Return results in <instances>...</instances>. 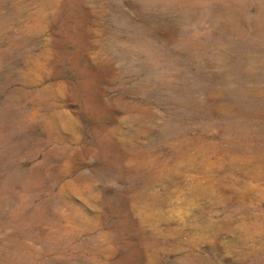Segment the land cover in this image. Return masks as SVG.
Masks as SVG:
<instances>
[{"label":"rangeland","instance_id":"obj_1","mask_svg":"<svg viewBox=\"0 0 264 264\" xmlns=\"http://www.w3.org/2000/svg\"><path fill=\"white\" fill-rule=\"evenodd\" d=\"M261 35L264 0H0V264H264Z\"/></svg>","mask_w":264,"mask_h":264},{"label":"bare ground","instance_id":"obj_2","mask_svg":"<svg viewBox=\"0 0 264 264\" xmlns=\"http://www.w3.org/2000/svg\"><path fill=\"white\" fill-rule=\"evenodd\" d=\"M183 3V2H182ZM200 19V18H198ZM259 22V21H258ZM257 23V22H256ZM260 23V22H259ZM259 25V24H257ZM248 26V25H247ZM259 27V26H258ZM262 27V26H261ZM242 29H238L236 32L232 31L229 29L228 25L223 24L221 25V29H223L224 31H226L228 34H233L236 35L238 38V43L234 44L235 47H238L240 50H245L246 46L248 47L250 44H252L253 42V37L251 35H248L246 33V31H244V27H241ZM262 29V28H261ZM176 30V29H175ZM180 32V31H179ZM200 32V31H199ZM256 34V33H255ZM260 34V33H258ZM198 35V34H197ZM244 38V40H243ZM257 39L254 41V51H255V57H264V35L258 36L256 37ZM167 42V41H166ZM178 43V42H177ZM229 43V42H227ZM189 45V44H187ZM194 45V43H193ZM195 45H198L197 43H195ZM251 46V45H250ZM202 47L204 48L205 46L202 45ZM216 49L219 51H224L225 49L230 50L231 52H234L232 50H234V46L232 44H226V43H220L219 45L217 44ZM190 53V52H189ZM191 54V53H190ZM191 57V56H190ZM207 59V58H206ZM218 61H222V58L218 57ZM209 65V64H208ZM158 67V66H157ZM205 69V68H204ZM259 69V68H258ZM201 72V71H200ZM178 79V78H177ZM254 80V88L251 91V94L254 98H257L258 101L263 102L264 101V81H262L261 77H260V73H256L255 77L253 78ZM244 89V88H243ZM247 89V88H246ZM248 90V89H247ZM242 91V90H241ZM261 105V104H260ZM261 109V108H260ZM258 109V113H261L262 110Z\"/></svg>","mask_w":264,"mask_h":264}]
</instances>
